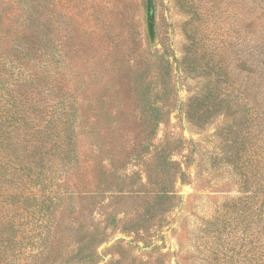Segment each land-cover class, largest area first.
I'll use <instances>...</instances> for the list:
<instances>
[{
  "label": "rangeland",
  "instance_id": "374dc122",
  "mask_svg": "<svg viewBox=\"0 0 264 264\" xmlns=\"http://www.w3.org/2000/svg\"><path fill=\"white\" fill-rule=\"evenodd\" d=\"M146 2L0 0V82L36 146L57 136L31 192L0 194L53 197L16 214L0 264H264V0H151L152 36ZM208 58L218 80L192 70Z\"/></svg>",
  "mask_w": 264,
  "mask_h": 264
},
{
  "label": "trees",
  "instance_id": "16d2710c",
  "mask_svg": "<svg viewBox=\"0 0 264 264\" xmlns=\"http://www.w3.org/2000/svg\"><path fill=\"white\" fill-rule=\"evenodd\" d=\"M186 6H188V11L192 12L191 6ZM191 37L192 35L190 34L188 39H190L191 44L186 47V52H191V55H208L205 49H207L209 46L205 43L200 42L193 43L194 39H192ZM196 69L200 71L201 75L213 74L217 78V80L220 77V74L218 72L220 69L219 62L211 60L210 58L202 61L201 64H198V66L194 67L192 70L196 71ZM18 86L19 85H16L14 83L3 85V83L0 82V194H3L4 196H7L9 198H15V196L21 198V195L17 190V187L19 185H22L21 189L25 190L27 193L31 192L24 189V186H31L37 178H35L34 174H31L29 166L30 161L27 159H32L33 154H36L35 149H41V147L45 145L49 140H52L50 136H54L50 133L45 132L42 138L46 137L47 140L42 141L40 147H38L40 143H38V145L36 146L37 139L34 131H37V125L33 123V121L35 120L34 117H31V115H29L30 113H28L27 110L25 111L23 106L18 102V100H16L19 99V97L17 98L15 96ZM204 89H209V84H205ZM202 92L203 93L201 94V96L197 97L196 99L198 100L197 109L195 111L197 113L195 124L197 123V125H201L203 121L208 120V117L211 113L209 107L210 102H206L209 94H206L205 91ZM60 97L61 96L57 94V100H60ZM219 104L220 102L215 104L214 107L216 108ZM46 127H48V125ZM68 130L69 129L65 131L66 136L70 135ZM60 149L62 150L61 146ZM15 183H18L16 187ZM34 196L35 195L32 194L30 199ZM0 198L3 199L2 197ZM42 198V202L36 203L33 206L30 205L25 208H18V210L15 209L12 204L1 208L0 211L7 212L3 215L0 213V245H3L5 248L8 244L16 242L14 231V227L16 225L15 218H17L16 214L20 211V209H22V212L25 211L26 213H28V209L33 210V212L35 213H40L41 211L44 212L46 210L50 212L51 205H45L44 201L48 199L49 202L53 197L51 198L48 196H44ZM259 208V213L263 215L261 222L264 225V198L261 199ZM6 229L10 230V235H4ZM7 242L9 243L6 245ZM249 249L250 246L248 245V247L245 248L246 252L249 251ZM260 264H263V262H261Z\"/></svg>",
  "mask_w": 264,
  "mask_h": 264
},
{
  "label": "water",
  "instance_id": "95a60500",
  "mask_svg": "<svg viewBox=\"0 0 264 264\" xmlns=\"http://www.w3.org/2000/svg\"><path fill=\"white\" fill-rule=\"evenodd\" d=\"M146 14H147V20H146V25H147V31L150 36L153 34V13H152V2L151 0H147L146 2Z\"/></svg>",
  "mask_w": 264,
  "mask_h": 264
}]
</instances>
